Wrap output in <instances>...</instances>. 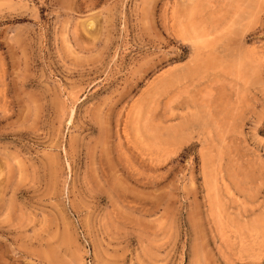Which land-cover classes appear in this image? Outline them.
Returning a JSON list of instances; mask_svg holds the SVG:
<instances>
[{
    "label": "rangeland",
    "instance_id": "obj_1",
    "mask_svg": "<svg viewBox=\"0 0 264 264\" xmlns=\"http://www.w3.org/2000/svg\"><path fill=\"white\" fill-rule=\"evenodd\" d=\"M0 264H264V0H0Z\"/></svg>",
    "mask_w": 264,
    "mask_h": 264
}]
</instances>
